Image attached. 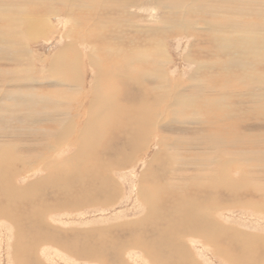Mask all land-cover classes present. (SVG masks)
<instances>
[{"label":"rangeland","instance_id":"1","mask_svg":"<svg viewBox=\"0 0 264 264\" xmlns=\"http://www.w3.org/2000/svg\"><path fill=\"white\" fill-rule=\"evenodd\" d=\"M47 4L40 7L41 10H36L35 8L32 10L28 9V14H34V17L36 18L38 17L35 15L36 11H39V13L42 14L51 13L49 15H52L53 12L50 10L53 8L54 10H58L61 7L59 6L58 0H51L48 7ZM5 6V4H0V12L3 11L1 9ZM9 6L10 10H12L13 4L12 6L9 4ZM14 10L17 11L18 9H13V11ZM153 10L154 8H152L151 4H143L140 5V7L138 6L133 8V10H130L132 12L134 11V14L139 15V18L137 19L139 25H142L140 26L141 30H145L148 25L151 27H155L157 25L156 28H159L160 23L157 22L158 17L168 14L167 10L165 11L161 8H156L155 11ZM225 10H227L228 15L232 14L235 17H240L241 19H249L252 22L259 20L264 22V19L261 20L258 17V14H254L253 16H243L238 14V12L235 15L232 10L227 8ZM25 12L26 11L22 13ZM215 12L217 14L221 13V11L218 10ZM251 12L252 10L247 11V13ZM80 13L81 12L76 15L79 16ZM117 13L118 12L107 10L106 15L117 16ZM83 15H85V13ZM42 16L47 17V15ZM200 16V14L189 13L186 18L191 21L195 18L194 20L197 21L200 19ZM202 17L211 19V16L208 13L202 14ZM59 18H61V20ZM218 19H220V17H218ZM66 22L67 14L66 16L62 14L61 17L52 15V24H49L46 33L43 35L46 37L42 36L43 38L31 41L27 45L28 49L31 51L29 56L32 58L31 61L34 67L32 76L34 80L31 81L33 85L32 83H28V85H31L32 88H29V86L25 84L22 90L26 93L39 92L41 98L45 97L46 94L47 96L51 95V98L54 97V103L52 102L49 104L53 108L47 106L45 102L39 104V108H43H41V111H44L47 115L49 112H54L53 109H55L54 107L57 105H59L58 107L60 110H56L57 113L55 115L50 114L47 116L48 118L46 117V119L44 118L35 125H32L34 127H31V125L24 126L21 122L18 123L16 120H13V117L15 116L12 115L13 107L11 101L3 95H5L8 90L17 89L14 87L16 84H13L12 76H9L8 74V72L10 73V70L16 68L17 65H15L16 62L14 61L2 60V57L0 56V71L7 73L6 76H0V149H2L0 150V153L5 152L10 154L13 156V160L15 162L17 161L18 164L16 165H9V169L11 171H16V173L19 174L16 179L17 184L20 183L24 185L29 182V180L36 181L37 178L43 177V173L45 174L48 170L40 169V163L38 165H34L33 167L30 166L32 157L39 154L42 157L45 156V160L47 159L46 157H48L52 160L54 159L55 161H61L63 158L68 156L66 154L70 153L67 149L70 147L69 141L72 137L70 136V138H66L62 136H50L49 140L48 137H44L42 135L32 136L31 129L37 128L42 131L44 129H48L49 131L58 129L57 127H59L62 122L60 121L61 119H57L59 117H63L66 110L68 111V115L70 113L69 116H71V121H73L72 124L75 125L74 130L76 132H78V129L81 128V126L85 127V123H87L88 120L94 118L93 121H98V124L95 123L94 125L100 126V128L96 127L95 129L96 133H94L96 136L91 135L94 138H92V143L95 142L97 145L92 144L94 147L96 146V149L94 148L95 150H93L89 156L85 157V167L89 170L91 166H94L95 174L102 176L104 174L103 177L106 178L105 180H109V185L112 187L111 190L114 191V193L112 192L114 197H112V200H107V198L99 197L98 194L92 192V194L96 195H94V198L91 201H86L84 199L79 200L73 196L67 200L70 195H73V191L71 193L68 192L70 191L69 187H71V183L66 184L63 181L60 185V182L56 180L54 185L44 186L36 182L38 186H34V188L36 187L34 189V193H36L37 196H34L35 198L29 197L28 200H34L35 202L33 203H37L38 206L44 199L42 206L44 210H48V217L42 226L57 236L55 237V242L59 245L57 244V247L50 243L43 242L39 245V249H37L36 254L34 252L33 253L35 255L32 254L34 259H36V262L33 260L30 262L28 260L30 262L29 264H152L148 253L153 255V252L156 249L158 250V248L162 250L159 253L162 255L161 257L164 261L162 264H232L228 257L233 255L237 258L239 257L240 260L243 261L244 254L250 255L251 259H255L258 262L256 264H261L260 261H262V258L264 257V213L262 212L264 210V179H251V174H249L248 171L243 172V176L239 174L237 169L238 165H240L241 169L248 165L245 163L246 160L243 159L245 156L239 158L238 155H244L240 153L241 150L239 147H237L238 149L231 147L222 148L219 152L236 157V162L232 165V169H230V173L227 176V178L233 183L232 185L236 188H227L225 183L222 184L216 181V185L213 189V192H215L213 195L215 196L209 198L208 201L210 202L207 203L210 205H221L223 207V210H219L215 215H213L216 217V220L218 219V224L221 222L220 225L224 229L222 230V233L217 235L218 247H216L213 243L211 244L207 242L202 237L191 235L186 237L184 236L180 238L181 240L178 238L177 242L179 243L180 241V244L178 245V247H180V249H178L179 254L176 253V251L173 253V250L171 251L170 248L166 247V245L158 246L160 244L157 243L158 240L165 236L167 227L175 219L172 218L173 216L169 215L173 201L171 198L166 199L165 197H167L169 193L183 194L186 192L190 193L193 200L198 199V195H196V186H193L192 182L194 181V176L196 174L205 172L206 167L199 164L197 160L192 158L197 156L196 158H200L201 162L203 161L201 152L204 154L207 152V149H205L204 146L206 144L203 142L207 141L209 138H214V136L220 139V142L233 140L234 138L243 139L247 142L249 140V142H251V140L255 141L264 138V87L259 89L260 86L258 88L257 86H253V83L249 80V78L253 80L254 76L252 77L249 74L250 72H248L252 67L250 65V61L252 60L251 62L255 64L257 63V60L261 58L259 56L254 58L252 55L247 54H243V56L239 55L242 51L238 50L236 46L226 44L224 41V43L218 44V41H214L212 36H210L211 41L208 38L209 34L212 35V33L201 21L199 22L201 24L197 22L192 29L185 32H183L181 28L176 30L163 28L164 30L162 29V32L159 31L160 33L156 32L154 35L151 34L152 38H154L152 39V49L156 47L160 40L164 39L167 44L166 48L172 58L170 61L165 62V64H167L168 67V74L170 73L172 79L174 78L172 80L173 83L178 81V79H182L183 84L187 85L186 89L181 88L183 92H179L183 100L179 107L185 104V98L187 100H192L193 102H191V106L187 105V107H185L186 111L181 114L180 109L177 112L168 104L170 101L168 95L175 96L178 94L168 93L162 90L152 91L150 99L148 101H142L146 110H143L145 114H143V116H145L144 119L146 121L144 120L145 124L142 126V128L145 129V142H143V148L135 152L134 155V153L131 154L132 149L127 146L126 142L127 137L130 136V131L124 132L126 131L124 130L121 135H118L116 130L113 129L116 127V122L105 118L99 114V112L96 113V110L92 108V99L95 98L96 95H107L110 100L113 99L112 103L115 106V110H113L114 112L121 114L120 111H123V109H127L128 111L133 105L132 100L128 98L136 93V90L132 89L134 82L128 78L126 82H123L126 74L120 72L122 70L116 69V63H118L119 58L107 55V53H109L107 50L99 55H95L96 58H94L96 60H94V62H97V64H99L98 66L95 63H90L93 62L92 59H89V57L86 56V45L88 44V41H84L87 44L81 42L82 37L78 35L79 33H83L85 30L89 31L92 26L90 27V25H86L83 29H80L82 26H76L73 31V35L79 37L78 40H80V43H77L79 41H76V45H78V47L72 45L73 48L71 51L69 50L70 52H66L63 56V58L65 57V59H67H63L62 61L63 63L66 62L68 67H71L72 64V67H74L75 63L77 65H75V69L71 68L74 69V74L71 71L69 75L71 78L68 77L71 82H76V85L75 83H71L72 89L68 91L67 87L69 85L62 83V78L58 74V70L54 69L51 65L52 58L55 56L54 60H56V54L58 51H60L66 43L72 41L71 35H64L65 31H67V29L71 26ZM2 26L3 23L0 22V27ZM250 30L254 31L253 29ZM128 31L129 32L126 31L124 33L129 37L134 36V34L137 33L131 28H129ZM144 38L145 36L143 32H141L139 43L141 47L148 46ZM107 40H92L93 42L91 44H95L96 47L100 49L105 46L109 48H112L113 46L120 47L115 42H111L110 40H108V42ZM98 45H100V47ZM234 50H237L238 53H235ZM75 51L78 54V58L71 59V56L75 57L77 55H74ZM155 53L156 52L152 50V53L149 54L153 57ZM186 54H188L189 58L193 60L186 61L184 59ZM27 56L28 55L22 59L24 67L27 66L25 61L27 63V60H29ZM68 59L70 62H67ZM214 59L216 60L212 63ZM54 60L53 62H55ZM76 60L80 61L76 62ZM144 60L145 57L139 61L138 65L134 66L133 70L137 73L134 72L133 75L137 76L138 74V76H141V73L144 71L151 70V64L149 62L145 63ZM235 61H240L241 65L247 66V71L243 70L244 68L239 66V62ZM197 62H202L203 65V68L198 72L195 71ZM212 64H215V68L211 67ZM220 64L227 65V68H222ZM101 65L102 67L104 66V68H102ZM108 66L112 69L109 72V81L106 77L98 78V76H96L98 75V71L100 69L103 70ZM255 66L259 69L253 70L254 72L252 73L263 76L264 60H260V64L258 63ZM49 68L55 71L53 72L51 69L49 70ZM64 70L62 69V71ZM195 72L196 75H194ZM26 74L30 75L29 72ZM63 74L64 73H62V77L65 75ZM78 74H80L79 77ZM195 76L199 79H203L206 87H209V84L211 83L212 85L213 83L218 87L219 91L203 92V90H198L199 88L195 89V87H190L189 85H193L190 78L192 77L193 79H197ZM3 79H7L12 82L9 83L5 80V83ZM145 81L149 82V79L147 78ZM104 82L107 84L112 83V85L108 87V85L105 84V86H103V90L100 91L102 89L101 85H104ZM151 82L152 85H150V87L157 85L155 80H151ZM94 84H96V87L98 86L99 89H97L98 87L94 89ZM63 86L65 88H63ZM174 86L176 85L174 84ZM71 91L72 93H70ZM43 93L45 95H42ZM67 95L71 98V100H67ZM222 95H226L225 100H223ZM155 97H157L159 101L155 99ZM57 98L58 100L61 99L59 103L55 102V100L58 101ZM162 98H164V101ZM205 98H207L210 102L208 106H206L204 102L200 101V99L203 100ZM218 103V108L216 107L215 112L210 114L209 109H214V106H217ZM44 104L45 107H43ZM222 106H224L225 109H220ZM92 110L94 113H91ZM17 111L20 112L21 110L18 109ZM59 112H61L63 116ZM22 113H25V108H22ZM57 115L58 117H56ZM156 115L159 117L156 118ZM50 116H55V119ZM97 116L101 119H97ZM63 122H65V116L63 118ZM6 123H9L8 126ZM1 129H8V131L4 132L7 133V135L3 134ZM16 130L19 131L20 136H16L14 134V131ZM11 132L14 135H12ZM65 141L69 144L68 147ZM62 142H64V144ZM52 143L55 147L58 146L56 148V152L46 148L50 147L49 145ZM12 145L14 146L12 147ZM246 145L250 144L247 143ZM61 147L62 150L60 149ZM247 148L250 149V147ZM227 150L234 152V154L228 153ZM248 152L249 154H253L255 156L252 158L253 160L250 163L257 164L258 160L263 158L261 156H264V147H262V149H251ZM124 153L126 154L124 155ZM128 155L130 159H127ZM206 155L209 154L207 153ZM183 157L186 160L192 159V164L183 165L181 160ZM124 158L125 160L127 159V162L122 161ZM229 158H231V156H229ZM38 161L40 162L39 159ZM90 162L95 163V165L90 164ZM26 165L27 167H25ZM61 168L66 169L64 168V164ZM162 169L166 170L167 176L163 175V172L165 171ZM106 171L107 175L105 173ZM151 173L152 178L149 175ZM72 174H69V177ZM106 176H108V178ZM159 177H162L163 179ZM64 179L70 180L68 177L62 178V180ZM151 179L153 180L152 182ZM170 180L172 181L171 183ZM149 182L153 187L158 186L159 188L160 186L161 189L164 187L165 189L163 190H167L166 192H162V195L158 196H163V198H158L155 206L149 207L152 208V216H149V208L147 209L150 204L143 201L139 192L142 188H145L144 186H146L145 190L149 188V184H147ZM153 182H156V185L153 184ZM205 182L206 186L208 184L210 185L208 178ZM63 184L69 185V187ZM185 184L186 187H183ZM97 186L100 187L101 184L98 183ZM59 187H61L60 190ZM72 187L74 189V186ZM80 187L85 188V186L82 185H80ZM194 188L196 190H194ZM91 189L96 191L95 188ZM4 202L5 201L2 200V203ZM175 202H177L176 199ZM7 203L8 202H5L4 204L6 205ZM70 204L73 205L70 206ZM23 207L24 206L17 208L13 207L10 211L22 215L21 222L25 223L27 227H30V224L25 222L26 213L24 212ZM154 211H158V213H155ZM0 217V264H14L15 260L13 255L15 253V248L13 251V245L16 244V233L13 230L11 220L8 221L9 219L6 217V219L4 217L2 218V216ZM87 234L88 236H86ZM44 239L46 240V238H43V240ZM243 239L250 240L259 246H256V248L254 247L251 250L239 247V244H241ZM32 240V235L30 234L27 241L30 244ZM38 241H40L39 238ZM84 241H88V244H90V250L96 249L97 251L95 250V252L99 255L96 254L94 257L89 258L82 257L80 254L78 255L75 248L84 246ZM61 245L69 250L73 248V253L64 251L61 248ZM143 246L146 248H143ZM149 246L150 248L152 246V250L149 249Z\"/></svg>","mask_w":264,"mask_h":264},{"label":"bare ground","instance_id":"2","mask_svg":"<svg viewBox=\"0 0 264 264\" xmlns=\"http://www.w3.org/2000/svg\"><path fill=\"white\" fill-rule=\"evenodd\" d=\"M58 1H59V6H61V7L58 10H54V8H53L50 11L53 12V14H52L53 16H60L61 17L62 14L64 16H66V14H67V22L66 23H68V25L70 24L71 26H70V28L67 29V31H65L64 35H66V36L71 35L72 41L69 43H66V45H64L62 47V49L60 51H58V53L56 54V60H54V57H55L54 56L52 58L51 65L53 66L54 69L58 70V74L62 78L61 79L62 83L65 85H69L67 87V90L70 91L72 89L71 85L74 83L76 85V82H71L69 80V78H71L69 75H70L71 71L73 73V70L76 68L75 67L76 63L74 65L75 68L72 67L73 64H72V66L70 65L71 67H68L66 65V62L65 63L62 62L63 59L64 60L67 59V58L65 59V57L63 58V56L69 50L71 51V49L73 48L72 45H74L75 47L76 46L78 47V45H76V44L80 43V40H78L79 37L73 35V31L75 30L76 26H80V27L82 26L80 29H83V27H86V25H90V27L92 26V28L89 29V31L85 30L83 33H79V35H78V36L82 37L81 42L85 43L84 41H88V44L85 43V44H87L86 45V48H87V51H86L87 55L86 56H88L89 59H92L93 62H90V63H93V64L95 63L98 66L99 64H97V62H94V60H96L95 55H99V54L103 53L105 50H107L109 52V53H107V55L119 58L118 63H116L117 64L116 69H118V70L120 69V70H122L120 72H123L124 74H126V77L124 79L125 81L123 80V82H126L128 79L133 81L134 82V84L132 85L133 88L132 87L131 88L133 90H136V93L132 96H129V98H128V99L132 100L133 105L131 106V108H129L128 111H127V109H125V110L123 109V111L121 110L120 111L121 114L113 111V110H115V108H114L115 106L112 103L113 99L110 100L107 97V95H101V96L96 95V97L92 99L93 100V103H92L93 107L92 108H94L96 110V113L99 112V114H101L105 118H108L111 121L116 122V127H114L113 129L116 130L118 135H121V133L124 130H126L124 132L130 131V136L127 137L126 142H127V146L130 149H132L131 154L134 153V155H135V152H137L143 148L142 147L144 145L143 142H145L144 137H146V136H144L145 129H143L142 126L145 124L146 120L144 119L145 116H143V114H144L143 110H145V107H144V104L142 103V101L143 100L148 101L150 99V96L152 95V91L162 90L164 92L178 94L175 96L168 95V97L170 98V101L168 102V104L171 107H173V109L177 112L180 109L181 114L186 111L185 107H187V105L191 106L192 105L191 102H193L192 100H187L185 98V104L182 105L181 107H179L180 104H182V102H183L179 92H183L182 89H186L187 85L183 84L182 79H178V81L173 83L172 80L174 78L172 79L171 74L170 73L168 74V72H167L168 67H167V64H165V62L170 61L172 58L168 52V49L166 48L167 44H166L165 40L163 39L164 41L160 40L157 43L156 47L154 49H152V42H153L152 39H154V38H152L151 34L154 35L156 32L161 31L163 28H170V30L171 29L176 30V29L181 28V30L183 32H185V31H188L189 29H192L193 26L195 24H197V22L199 23L201 21L204 23V25H206L207 29H209V31L212 33V35L209 34L208 39L211 40L210 36H212V39L214 41H218V44L225 42L226 44H232V46H236V48L238 50L242 51L239 55L243 56V54H247V55H252L254 58L257 56H259L261 58V59L257 60V63H255V64L253 62H251L252 60L250 61V65L252 67H251V70H249L248 72H250L249 74L252 77L254 76L253 80L251 78H249V80L253 83V86H257V88L260 86L259 89L261 87L262 88L264 87V75L261 76V75H257V74L252 73V72H254L253 70L259 69L255 65L258 63L260 64V60H264V22H262L260 20L252 22L249 19L248 20H246L244 18L241 19L240 17H235L232 14L228 15L227 10H225L227 8V9L232 10L235 15L238 12V14H241L243 16L244 15L253 16L254 14H258V17L261 20H263L264 19V0H58ZM24 2H25V4H24ZM50 2H51V0H0V4L6 5L3 9H1L3 11L0 12V22L3 23V26L0 27V56L2 57L1 58L2 60L14 61V62H16L15 65H17L16 68L10 70V73L8 72L9 76H12L13 84H16L14 87L17 89L16 90H10V91L8 90V92H6L5 95H3V96L11 101V104L13 107L12 115L15 116V117H13L14 118L13 120H16L18 123L21 122L24 126L31 125V127H34L32 125H35L37 122H39L40 120H42L44 118L46 119V117L49 116L50 114L55 115L57 113L56 110H59V107H58L59 105L56 104L57 106L54 107L55 109H53L54 112H52V113L49 112L47 115V113H45L44 111H41L42 107L39 108V104H42L45 102L47 106H50L49 104H51L54 101V99H53L54 97L52 96L53 98H51V95L47 96V94H46L45 97L41 98L39 92L38 93H35V92L34 93L33 92L26 93L22 90V88L25 86V84L27 86H29V88H30L31 85H28V83H32L31 81L34 80V78H32L33 72H34V70H33L34 67H33V64L31 61L32 58H31V56H29L31 54L30 53L31 51L28 49L27 45L31 41H35L39 38L46 37L43 35L46 33V30H47V27L49 26V24H52V15H49L51 13H48V14L43 13L42 14V13H39V11H36L35 15L38 16L36 18V17H34V14L33 15L28 14L27 10L28 9L32 10L33 8H35L36 10L37 9L41 10L40 7H43L47 3H48L47 4V7H48ZM9 4H11V6L13 4L12 10H10ZM143 4H151L152 8H154L153 11H155L156 8H161L165 11L166 10L168 11L167 15H163L161 17H158V19H157L158 20L157 22L160 23L159 24L160 29L156 28L157 25L155 27H151L150 25H148V27L151 29H149L147 27L145 30H141L140 26H142V25H139L138 19H137V18H139V15L134 14L133 13L134 11L132 12L130 10H133V8H136L138 6L140 7V5H143ZM29 6H31V7H29ZM149 7H151V6H149ZM13 9H18V10L13 11ZM147 9H150V8H147ZM67 10H68V12H67ZM107 10L118 12L117 13L118 15L117 16H114V15L108 16V15H106ZM217 10L221 11V13L217 14L215 12ZM250 10H252V12L247 13V11H250ZM24 11H26V12L22 13ZM79 12H81V13L79 16H77L76 14H78ZM84 13H85V15H83ZM189 13L200 14L201 15L200 19L197 21L194 20L195 18L193 19V21L187 19L186 16H188ZM205 13L210 14L211 19L203 18L202 14H205ZM42 15H47V17H45V16L43 17ZM218 17H220V19H218ZM59 19L61 20V18H59ZM199 24H201V23H199ZM129 28L133 29L137 33L131 37L126 36L124 32H126V31L129 32L128 31ZM250 29H253L254 31H252ZM77 30H78V28H77ZM124 30H126V31H124ZM79 31H81V30H79ZM141 32H143V34L145 36L144 40L147 42L146 43L148 45L147 47H141L139 45ZM236 35H239V36H236ZM107 39L110 40L111 42L112 41L115 42L120 47H115V46L112 47L111 46L112 48H109V47L105 46V47H102L100 49V48L96 47L95 44H91L93 42L92 40H94V41H105ZM47 40H45V41H47ZM76 41H79V42L76 43ZM155 43H156V41H155ZM98 46L100 47V45H98ZM232 49H234V48H232ZM76 50H77V48H76ZM152 50L154 52H156L153 55V57H152V55L149 54V53H152ZM80 51H81V49H80ZM234 52L238 53L237 50H234ZM76 54H77V52L75 51L74 55H76ZM26 55H28L27 58L29 60H27V63L25 61V64L27 66L24 67V63H23L22 59H23V57H26ZM54 55H55V53H54ZM67 55H70V54H67ZM84 55H85V53H84ZM102 55H104V54H102ZM215 55H216V52H215ZM77 56H78V54L75 57L71 56L70 58L71 59L78 58ZM144 57H145L144 62L145 63L149 62L151 64V66H152L151 70L152 71L151 70L144 71L143 73H141V76L140 75L138 76V74H137V76L133 75L134 72L137 73L136 71L133 70L134 66L138 65L139 61L141 59H144ZM247 57H250V56H247ZM104 58H106V57H104ZM184 59L186 61L193 60V59L189 58L188 54L185 55ZM194 59H197V58H194ZM53 60L55 62H53ZM215 60L216 59H214L213 61L211 60L212 63H214ZM234 60H236V59H234ZM77 61H80V60H76V62ZM196 61H198V60H196ZM196 61H194V62H196ZM67 62H70L69 59L67 60ZM235 62H239V66L244 68L243 70L247 71V66L241 65L240 61H235ZM102 65H101V67H102ZM90 66H92V65H90ZM202 66H203L202 62L201 63L197 62L195 71L198 72L199 70H201L203 68ZM220 66H222V68H224V69L227 68V65H225V64H220ZM211 67L215 68V64H212ZM71 68H74V69H71ZM102 68H104V66ZM50 69L51 68H49V70ZM62 69L63 70L65 69L64 71L66 73L64 71H62ZM91 69H92V67H91ZM51 70L53 72L55 71L53 69H51ZM110 70H112V69L110 68V66H108L103 70L100 69L98 71V75H96V73H95V75L98 76V78L106 77V79H108V81H109L108 77L110 76L109 75ZM52 71H50V72H52ZM139 71H141V70H139ZM28 72L30 73V75L26 74ZM93 72H95V71H93ZM196 72L194 73V75H196ZM248 72H247V74H248ZM62 73L65 74V75L63 74L64 75L63 77H62ZM6 75H7V73L0 71V76H6ZM194 75H193V77H194ZM79 76H80V74H78V77ZM195 77H197V76H195ZM57 78H58V76H57ZM94 78H96V77H94ZM147 78L149 79V82L145 81ZM3 80L8 81L7 79H3ZM3 80H1V81H3ZM151 80H155L157 85L150 87V85H152ZM190 80H192L191 83L193 85H189V86L195 87V89L199 88L198 90H203V92H217V91H219L218 87L215 86L213 83H212V85L210 83L209 84L210 86L206 87L204 82H203L204 80L199 79L198 77H197V79L196 78L193 79L191 77ZM6 81H5V83H6ZM8 82L11 83L12 81L11 82L8 81ZM123 82H122V84H123ZM94 83H96V82H94ZM105 84H107V83L104 82V85H101L102 87L100 86L102 88V89L100 88L101 89L100 91L103 90V88H104L103 86H105ZM174 84L176 86H174ZM32 85H33V83H32ZM97 85H98V83H97ZM107 85L109 87L110 85H112V83H109ZM94 86H93L94 89H96L98 87V86L96 87V84H94ZM63 88H65V87L63 86ZM248 88H250V87H248ZM97 89H99V87ZM146 90H148V91H146ZM5 91H7V90H5ZM70 93H72V91ZM42 95H45V94L43 93ZM65 95H66V93H65ZM69 96H70V94H69ZM69 96L67 95V97H66V98H68L67 100H71V98ZM222 97H223V100H225L226 95H222ZM58 98H57V100H58ZM155 99L158 100L157 97H155ZM60 100H58V101L55 100V102L59 103ZM162 100L164 101V98H162ZM207 100H208L207 98H205L203 100L200 99V101L204 102L205 105L208 106L210 102H209V100L208 101ZM216 100H217V98H216ZM186 102H187V104H186ZM219 102H220V98H219ZM54 106H55V104H54ZM218 106H219V103L217 104V106H214V109H212V110L209 109V113L210 114L214 113L215 108L216 107L218 108ZM43 107H45V104ZM166 107H167V105H166ZM4 108H5V106H4ZM22 108H25V113H22ZM51 108H53V107H51ZM222 108H224V106H222L220 109H222ZM18 109L21 111L20 112L17 111ZM168 109H170V108H168ZM90 110H91V108H90ZM93 110L91 113H94ZM59 113H61V112H59ZM69 115H70V113H69ZM69 115H68V111L66 110V113L64 114L65 122H63V118H64L63 114H62L63 117H61V118L59 117L57 119V120L61 119L60 121L62 122L59 125V127H57L58 129L50 130V131L48 129L47 130L44 129L43 131L40 129H37V128H32L33 130L31 129V131H32L31 135L32 136L42 135V136L48 137V138L50 136L51 137L62 136V137H66V138H70V136L72 137L71 140L69 141L70 147H68L69 144H67L65 141V143L68 147L67 150L70 151V153L66 154L68 156L63 158L61 161H59V160L55 161L54 159L52 160L48 157H46L47 159L45 160V158H44L45 156L42 157L39 154H37V155L33 154L34 156L32 157V161L30 160L31 161L30 166L33 167L34 165H36V164L38 165L40 163V165H39V166H41L40 169L48 170V172H45V174L43 173V175H42L43 177L37 178L36 181H32V180L30 181L29 180V182L25 183L24 185L20 184V183L17 184L16 179H17L19 174L16 173V171H11L9 169V165L14 166V165L18 164L17 161L15 162L13 160L14 158H12L13 156H11L10 154H7L5 152L0 153V205H1L0 216H2V218L6 217L7 219H9L8 221L11 220L13 230L16 233L15 234V238H16L15 243L16 244L13 245L14 246L13 251L15 248V251H14L15 253H14V255L12 254L14 256V260H15L14 264H29L30 262H32V260L36 262V259H34L33 255L36 254L37 249H39V245L42 244L43 242L44 243H46V242L50 243L53 246H57V247L59 245L57 242H55V237H57V236L54 235V233L52 234L47 228H44L42 226V224L44 223V221H46V218L48 217V210H44V208L42 206L44 199L41 201V203L38 206H37V203H33V202H35L34 200L33 201L28 200L29 197L37 196L36 193H34V189L36 188V187L34 188V186H38L36 184V182H38L40 185H44V186L54 185V182L56 180H58L60 182V185L63 183V181L66 184L71 183V187H69V185L63 184L65 186L69 187L70 191H68V192L71 193L73 191V195H70L69 197L67 196L68 197L67 200H69V198L73 196L74 198L79 199V200L84 199L86 201H91L94 198V195H96V194H98L99 197L107 198V200L108 199L112 200V197H114L113 196L114 191L111 190L112 187L109 185V182H108L109 180H105L106 178L103 177L104 174H103V176L95 174L94 173V166H91V168L89 170H87L85 167V157L89 156L90 153L96 149L95 148L96 146L94 147V145H92V144H96V143L95 142L92 143L93 142L92 141L93 136H91V135H95L96 127L100 128L99 125H94L95 123L98 124V121L97 122H95L96 120L93 121L94 118L91 120H88L87 123H85L86 124L85 127L81 126V128H79L80 131L78 129V132H76L74 130L75 125L72 124L73 121H71V116H69ZM88 115H90V114H88ZM213 115H215V114H213ZM50 117H54V119H55V116H50ZM56 117H58V115ZM157 117H159V116L156 115V118ZM156 118H154V119H156ZM97 119H101V118H98V116H97ZM52 122H53V120H52ZM54 122H55V120H54ZM6 124L8 126L9 123H6ZM31 127H29V128H31ZM113 129H111V130H113ZM1 131L3 134L7 135V133H4V132L8 131V129H5V130L1 129ZM12 132H13V130H12ZM12 132H11V134H12ZM14 134L16 136H20L19 131H17V130L14 131ZM14 134H12V135H14ZM21 134H22V132H21ZM245 138H247V137H245ZM232 139H233V137H232ZM49 140H50V138H49ZM192 142H194V141H192ZM62 143L64 144V142H62ZM203 143L206 144L204 146H205V149H207V152L205 154L201 152V155H202L201 157H202L203 161L201 162L200 158H196L197 156H194L193 158L191 157L192 159L197 160L199 164H202L206 167L205 172L196 174L194 176V181L192 182V185L196 186L195 188L197 190L195 188H194V190H196V195H198V199L193 200L191 198L190 193H186V192L183 194L182 193H180V194H175V193L170 194L169 193L170 196L168 194L167 197H165L166 199L171 198L173 201V205L169 211L170 212L169 215L173 216L172 218H175V219L172 223H170L171 225L169 224V226L167 227V232L165 233V236L157 241V243L160 245H158V244L157 245L158 246L166 245V247L170 248L171 251L173 250V253H175V251H176V253L179 252L178 249H180V247H178V245L180 244V241H179V243L177 242L178 238L180 239V238H182L184 236L186 237L188 235L202 237L207 242H209L211 244L213 243L216 247H218L217 246L218 245L217 235L219 233H222L223 232L222 230H224V229L220 225L221 222H220V224H218V222H217L218 219L216 220V217L213 215H215L216 212H218L219 210H223V207L221 205L217 206L216 204H211V205L207 204L208 202H210V201H208V199L215 196V195H213L215 193V192H213V189H214V186L216 185V181H218L219 183H222V184L225 183V186H227V188H230V189L236 188L234 185H232L233 183L231 182V180L227 178V176L230 173V169H232V165L236 162V160H235L236 157H233L232 155H228L225 153H219L220 149L228 148V147H231V148L239 147L241 150L240 153L244 154L242 156L238 155L239 158H242L243 156H245L243 159L246 160L245 163L248 164L243 169H241L240 165H238L237 169L239 171V174L241 176H243V172L248 171V173L251 174L250 175L251 179H259V180L264 179V161H263L264 156H261L263 158L259 159L258 163L256 161L257 164H253L250 162H252V160H253L252 158L255 156L253 154H249V152H248L251 149H262V147H264V138L260 139V140H255V141L251 140V142H249V140L247 142V141H244L243 139H235V138L233 140H228V141L226 140L224 142H220V139H218L214 136V138H209L207 141H205ZM247 143L250 145H246ZM5 145H7V144H5ZM8 145H9V143H8ZM13 146L14 145H12V147ZM49 146L52 148H50V147H46V148L47 149L49 148V150L56 152V148L58 146L55 147V145H53V143L50 144ZM62 147L60 148L61 150H62ZM67 147H65V148H67ZM247 147H250V149ZM0 150H2V149H0ZM227 152L230 154L231 153L234 154V152H230L228 150H227ZM207 153L209 155H206ZM125 154L126 153H124V155ZM229 156H231V158H229ZM128 157H129V155H128ZM128 157H127V159H130V157L129 158ZM40 158H42V159H40ZM38 159L40 160V162L38 161ZM127 159L125 160V158H124V159H122V161L127 162ZM192 159L186 160L183 157L181 159L182 164L183 165L192 164L191 163L193 161ZM26 160H27V158H26ZM63 164H64V168H66V169L61 168L63 166ZM90 164L95 165V163H91V162H90ZM5 167H8V168H5ZM25 167H27V165ZM210 167H211V170H210ZM69 170H71V171H69ZM162 170H164V169H162ZM164 171L165 172H163V175L167 176L166 170H164ZM72 173H75V174H72ZM105 173L107 175V171ZM170 173H171V171H170ZM69 174H72V175H70V177H69ZM149 175L152 178V173ZM64 177H68V178H70V180H72V179H74V180H72V181H70L69 179L62 180V178H64ZM106 177L108 178V176H106ZM110 177H112V176H110ZM154 178H156V177H154ZM159 178L163 179L162 177H159ZM207 178H208V181L210 182V185L208 184L206 186L205 180ZM53 179H54V181H53ZM152 181L153 180L151 179V182ZM171 182L172 181L170 180V183ZM98 183L101 184L100 187L97 186ZM155 183L156 182H153V184H155ZM147 184H149V188H147L145 190L146 186H144L145 188H142V190H140L139 192H140V197H142L143 201H145V203L147 202L150 204L147 207V209H148L149 207L155 206L156 200L158 198H160V199L163 198V196L162 197H158V196L162 195V192H166L167 190H163V189H165L164 187L161 189L160 186H159V188H158V186L153 187L150 182ZM80 185L85 186V188H81ZM72 186H74V189ZM183 187H186V184ZM60 188L61 187H59V190H60ZM91 188H95L96 191H93ZM92 192L96 193V194H92ZM55 199H57V198H55ZM175 199L177 200V202H175ZM2 200H4L5 202H8L7 203L8 205L7 204L5 205L4 204L5 202L2 203ZM19 205L24 206L23 207L24 212L26 213L25 222L27 224H30V227H27L25 223L21 222V218H22L21 216L22 215H19V214H16V213H13L12 211H10L13 207L14 208L21 207ZM63 205H65V204H63ZM72 205L70 204V206H72ZM74 206H73V208H74ZM154 212L158 213V211H154ZM262 212L264 213V210ZM148 213H149V216H152V213H153L152 208L148 209ZM29 233L32 235V239H33L30 244L27 241L28 236L30 235ZM241 234L243 235V233H241ZM47 235H48V239H47ZM86 236H88V234ZM243 236H245V235H243ZM38 238L40 239V241H38ZM43 238H46V240L45 239L43 240ZM244 238L247 239L246 237H244ZM245 239H243L241 244H239V247H242L246 250H248V249L251 250L254 247L256 248V246H259L258 244L251 242L250 240H245ZM89 246H90V244H88V241H84V246H81L80 248H75V250L77 251V254L78 255L80 254L82 257H85V258L94 257L97 254L95 252L96 249L90 250ZM144 247L145 246H143V248ZM61 248L64 251H68V252L73 253L72 252L73 248L71 250H69V249L63 247L62 245H61ZM151 248H152V246H151ZM151 248L149 246V249H151ZM160 251H162V250H160L158 248V250L156 249L153 252V255L152 254L150 255L148 253V256L151 260V261L150 260L149 261L152 264L164 263V261L161 257L162 255L159 254ZM97 255H99V254H97ZM228 258L232 264H256V263H258L255 259H251L250 255H245V254H244V258H243L244 260L243 261H241L239 257L237 258L233 255H231ZM263 258H262V261H260L261 264H264Z\"/></svg>","mask_w":264,"mask_h":264}]
</instances>
